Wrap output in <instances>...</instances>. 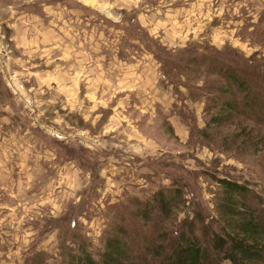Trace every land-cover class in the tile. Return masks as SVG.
<instances>
[{
    "label": "rangeland",
    "instance_id": "rangeland-1",
    "mask_svg": "<svg viewBox=\"0 0 264 264\" xmlns=\"http://www.w3.org/2000/svg\"><path fill=\"white\" fill-rule=\"evenodd\" d=\"M101 1V6L96 5L102 11L82 5L80 0H0V264H37L32 261L36 253L45 264L58 263L59 233L52 229V218L59 219L69 210L78 211L77 228L98 253L103 249V233L111 222L113 205L119 201L144 198L176 179L187 186L190 208L208 218L215 215L217 191L209 175L235 176L257 185L253 174L261 178L255 156L243 155L241 163L231 153L210 150L196 136L208 118L205 105L211 106L213 97L230 96L227 84L205 72L204 65L197 73L187 69L178 76L168 75L155 51L161 45L173 56L179 53L175 61L188 55L183 51L186 47L193 56L226 48L237 53L230 54L233 61L263 59L264 0ZM111 2H116L113 9ZM31 15L39 18L38 32H46L47 40L55 17H61L59 25L66 18L63 35L68 32L71 39L78 32L82 40L85 33L84 46L96 48L103 68L92 62L94 53L89 54L90 61L81 51L72 55L73 67L69 62L63 64L61 49L52 51V43L24 47L29 40L25 29L33 28L28 21ZM132 17L139 28L132 26ZM137 17L149 22L142 23ZM39 40L45 39L40 35ZM75 58L85 65L78 66ZM115 59H126V63L146 60L155 72L157 82L152 88L156 93H146V99L152 96L154 100L145 105L148 109L135 106L134 100L129 110L123 109L127 100L119 98L127 85H118L117 78L103 72L113 68ZM149 75L144 71L143 78L147 80ZM69 78L78 79L74 83ZM82 131H87V140L79 133ZM100 137L107 146L126 141L141 145L129 146L132 157L126 154L116 159L109 151L90 146L92 138ZM33 142L35 149L41 148L35 155L36 170L31 157L35 152L29 149ZM70 142L87 149L100 163V170L107 162L116 170L113 176L104 171L107 183L102 193L103 182L69 158ZM65 165H70L69 175ZM40 167L48 170L45 175L37 173ZM50 175L55 179L45 185L43 180ZM108 189H114L113 197L105 194ZM80 203V208H73ZM46 217L51 224L45 225Z\"/></svg>",
    "mask_w": 264,
    "mask_h": 264
},
{
    "label": "trees",
    "instance_id": "trees-1",
    "mask_svg": "<svg viewBox=\"0 0 264 264\" xmlns=\"http://www.w3.org/2000/svg\"><path fill=\"white\" fill-rule=\"evenodd\" d=\"M134 18L131 24L139 28ZM183 49L188 55L175 61L179 53L173 56L158 45L155 56L166 74L178 76L187 69L197 73L204 65L205 72L222 79L230 93L222 100L213 97L211 106L205 105L208 118L196 136L210 150L231 153L239 162L243 155L255 156L264 179V58L242 62L230 58L237 54L234 49L212 48L199 56L190 54L188 47ZM70 145L69 158L100 180V163L83 146ZM209 177L217 187L215 215L207 218L191 209L185 182L171 179L169 186L158 187L144 198L129 197L113 205L111 222L103 233V249L98 253L77 228L78 211L52 218V229L59 233L60 258L52 264H264V181L256 172L253 177L258 185L230 175ZM44 223L51 224L49 217ZM32 259L37 264L46 262L38 253Z\"/></svg>",
    "mask_w": 264,
    "mask_h": 264
},
{
    "label": "crops",
    "instance_id": "crops-1",
    "mask_svg": "<svg viewBox=\"0 0 264 264\" xmlns=\"http://www.w3.org/2000/svg\"><path fill=\"white\" fill-rule=\"evenodd\" d=\"M80 1H81V4L82 5L91 6L94 9H97L99 11H102V9L101 8H97V5H96V4H98L99 6H101V2H102L101 0H80ZM109 6H110V8L112 7V9H113V7L116 6V2H113V3L111 2V5H109ZM121 8L122 7H120V9ZM28 17H29L28 18V21H29V23H31L33 25V28H31L30 30H27V29H25V26L22 27V28L25 29L24 35H25L26 39H29L27 42L24 43V47L29 46V45L32 46V45L38 44V43L39 44L41 43L43 45L44 44L52 43V44H54L51 47V50L52 51H53V49H58V50L61 49L62 57H60V58H61L62 61H64L63 64L69 62V65L70 66L72 65L73 67H75L73 65V61L70 62L71 61V58H73L72 55H79V53L81 51V52H83L85 54V56H87L86 58H88V60L90 61L91 59L89 58V54L90 53H94L96 55V59L94 61H92V62L95 63V64L102 65V68H103V64L101 63V54H99L97 52L96 48H93L92 50H90V49H87L84 46L83 39L85 37V33L82 34V40L80 39V35L78 34V32H77L76 35L71 36V39L69 38V33L68 32L63 35V32H62L61 28L67 22L66 21V18L62 19L61 20L62 25H59V22H60L61 17L60 16L55 17V19L53 20L54 27H49L50 30H52V31L51 32H48L50 38L47 40V37H46L47 35H45L46 32H41V33L38 32L41 29L36 24V21H38L39 18L36 17V16H33V15L28 16ZM45 17L47 18V16H45ZM137 18H138V20H140L139 17H137ZM26 20H27V17L26 16H23L22 17V21L27 23ZM146 20L149 22V19L148 18H144V22H142L141 20L140 21L142 23H145ZM133 21H134V19H133ZM156 21H159V20H156ZM26 31H27V33H26ZM40 35H42V39H45V40L40 41L39 40V36ZM51 36L54 37V39L51 38ZM20 54L22 55V51H20ZM73 60L75 61V63L76 62L78 63V66H80V65L84 66L85 65V64H83L82 60H80V59H76L75 58ZM124 61H125V63H124ZM124 61H119V60L115 59V63H113V68H111L110 70L103 71V72L109 73L108 77H111L112 78V76H114V78H117L116 83H118V85H120V86L127 85V88L129 90V92H128V90L123 91L124 92L123 93L124 95L119 98V100H127V106L125 108H123V109L124 110H129L128 108L130 106H132V104H131L132 103V100L135 101L134 105L137 106V107H139V108L146 107L145 105H147V106L151 105L152 102H154V100H153L152 96L150 97L149 100L146 99L147 98L146 93L149 92L148 96L150 94H152V92L153 93H156L155 91H153V88H152V86H154V83L157 82V80L154 79V77H155L154 73L155 72H153V73L151 72V70H150V67L151 66H148V63H146V60H138L137 63H135V62L134 63H126V61H127L126 59ZM95 64H92V65L97 66ZM57 68H59V66L55 68V71L57 70ZM122 68H123V72H122ZM140 70L143 73H141ZM144 71L150 72V75H149V77H148L147 80H145L143 78ZM103 72H101V74H103ZM63 73H65V72L63 71ZM49 74H51V73L49 72ZM127 75H130V78H127V77H129ZM58 76H60V75H57L56 76V79H58ZM118 78H120V80H118ZM77 79L78 78H76L75 80H77ZM99 79H100V76H99V78H96L93 81L96 82V81H99ZM69 80H73V82L75 83V80L73 78L72 79L69 78ZM140 83H141V86L143 87V89L140 90V91H137L139 89H137L136 91H134L136 89V87H141L140 86ZM77 84L78 83L76 82V85ZM148 87L150 89L149 91L147 89ZM132 93H135V95L132 96ZM128 96H129V98H128ZM38 123L40 124L39 121H38ZM81 130H83V129H81ZM79 133H81V136H82V138L84 140H87L86 139L87 138V135L86 134H88L87 131H82V132H79ZM90 142H91L90 146L92 148H95V149H98L99 148L100 150L101 149L107 150V151H109L111 153L110 154L111 155L110 157L113 156L116 159H117V156H127L126 154H129L130 155L129 157H132L134 154L132 155L129 152V150L131 149V148H129V146H131L133 144H135V145L136 144L137 145L140 144L141 145L140 142H138V143H129L128 141H126V142H116V143H114L112 145L108 144V146H107L104 143V141L102 140L101 137L98 138V139L92 138L90 140ZM29 145L31 146V147H29L30 151L31 152L32 151L35 152V153H33L34 155L31 156V157L33 158V164H32L33 165V168L36 170L37 167L39 168V166L37 165V156H35V155H37L36 151L39 152L41 150V148L40 149H35L36 143H34V142L32 144L29 143ZM143 150H144V147H143ZM107 163H106V165L104 167L101 168V170H99V173H98V176L100 178V182H103V183H101L102 185L100 186L101 189L99 188V190H101V193H102V191H104L106 189L105 188V183H107L106 182L107 180H106V177H105L106 174L104 173V171H106V172H112L111 173L112 176H113V173H114V175L116 173V170L111 169V167H109V164H107ZM69 166H66L65 165V170L68 173V175L70 174V168H69ZM44 169L40 167V170H38L37 173L39 175H45L48 170H44ZM59 169L60 168H57V171ZM58 176H59V173H58ZM87 178H89V176H87ZM54 179H55L54 178V175H50V177L44 178L43 182L46 185V184L52 182ZM37 182H40V180H37ZM59 183H60V181H59ZM51 185L52 184L47 185L45 189H48V187L51 186ZM116 193L117 192H115V194ZM105 194H107V196H112L113 197V195H114V189H108V192L105 193Z\"/></svg>",
    "mask_w": 264,
    "mask_h": 264
}]
</instances>
